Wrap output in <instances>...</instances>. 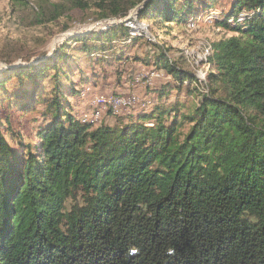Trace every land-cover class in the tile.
<instances>
[{
	"label": "trees",
	"instance_id": "16d2710c",
	"mask_svg": "<svg viewBox=\"0 0 264 264\" xmlns=\"http://www.w3.org/2000/svg\"><path fill=\"white\" fill-rule=\"evenodd\" d=\"M138 1L137 19L167 26L212 4ZM112 6L99 20L122 18ZM213 23L233 35L212 44L207 91L187 113L165 100L200 94L199 80L158 46L152 66L172 81L148 89L150 110L121 125L73 114L70 102L102 77L95 68L112 63V42L138 40L120 23L2 72L0 105L40 121L26 142L0 119V264H264V0H230Z\"/></svg>",
	"mask_w": 264,
	"mask_h": 264
},
{
	"label": "rangeland",
	"instance_id": "374dc122",
	"mask_svg": "<svg viewBox=\"0 0 264 264\" xmlns=\"http://www.w3.org/2000/svg\"><path fill=\"white\" fill-rule=\"evenodd\" d=\"M72 1L0 0V76L6 70L4 66L13 64L21 66L26 61L30 64L42 55L51 57L53 51L70 37L82 36L91 29L89 35L99 33L100 27L97 25L100 23L110 24L113 21H122L127 18L120 24L126 25L138 40L133 44L130 43L131 38L113 41L114 49L104 53L107 57L106 61H112V63L110 65L101 64L95 68L96 72L102 76L97 85L85 88L79 98L70 102L76 118L91 120L97 125L128 123L135 118L133 116H136L138 111L150 110L152 105L158 102V97L148 89H158L172 81L171 76H167L164 70H158L152 66L153 57L158 53V46L167 51V56L175 65L191 72L199 80L198 88L195 83H191L190 86L196 87L197 93L200 94L192 96L185 90L173 91L165 100L166 104L183 106L181 111L187 113L195 104L199 105L201 95L207 91L203 87L206 75L208 76L209 71L213 69L206 65L207 58L204 59L203 45L209 44V49L211 48L209 53L212 54L214 42L233 35L232 32L218 28L213 23L221 11L228 10L230 0H212L209 12L195 19L190 18L186 22H178L173 26H167L165 23H152L147 19H137V11L142 8V5H138V0H105V2L80 0L86 7L84 10L72 8ZM113 4L118 6L119 10H126L122 18L99 20L100 17L109 15ZM53 6H57L56 11L60 13V16L53 21L46 22ZM245 15L246 12L239 15L238 21L241 22ZM129 19L131 22H128ZM78 46L70 42L69 51L75 60L82 63L84 55L76 51ZM120 50L124 52L127 61L123 59L118 63L111 57H113L112 53L117 54ZM146 73H153V75ZM139 75L143 76L142 83L136 82ZM4 89L13 92L14 85L12 86L10 82ZM2 95L5 94L0 90V97ZM113 97L134 99L135 103L128 109L112 110L108 101ZM98 98L107 100V103L97 104ZM92 116L100 117L90 119ZM35 118L37 122L34 121ZM0 119L5 136L9 137L13 132L21 135L26 142H35L34 129L40 121L36 113L16 114L6 108L5 101L3 106L0 105ZM145 125L151 126L152 124L146 123ZM186 128L187 125H184L182 130L185 131Z\"/></svg>",
	"mask_w": 264,
	"mask_h": 264
},
{
	"label": "bare ground",
	"instance_id": "6f19581e",
	"mask_svg": "<svg viewBox=\"0 0 264 264\" xmlns=\"http://www.w3.org/2000/svg\"><path fill=\"white\" fill-rule=\"evenodd\" d=\"M131 22V21H129ZM129 27V25H127ZM209 44L207 46L203 45V48H204V53H205V56H204V59H206L208 56H210L211 54L209 53L210 52V49H209ZM189 58V57H188ZM206 65L208 67V62L206 61ZM143 72V71H142ZM138 77V76H137ZM145 80V79H144ZM137 83H142L143 82V76L139 75V77L137 78L136 80ZM147 83V82H146ZM112 99H116V101H119V102H115V103H112V102H109L110 104V109L112 110H116L118 108H122V109H128V108H131L133 107V104L135 103L134 99H125L123 97H113ZM97 104H106L107 103V100L103 99V98H98L97 99ZM104 104V105H105ZM109 110V109H108Z\"/></svg>",
	"mask_w": 264,
	"mask_h": 264
},
{
	"label": "water",
	"instance_id": "95a60500",
	"mask_svg": "<svg viewBox=\"0 0 264 264\" xmlns=\"http://www.w3.org/2000/svg\"><path fill=\"white\" fill-rule=\"evenodd\" d=\"M126 20H127V18L123 19L122 21L121 20L113 21L110 24L109 23H100L97 26H99L100 27L99 30L102 31V30L107 29L110 25H113V24H116V23H121V22H124ZM91 31H92V29L90 31H87L83 35H86V34L90 33ZM4 67H5V69H15V68L19 67V64H13V65H8V66H4Z\"/></svg>",
	"mask_w": 264,
	"mask_h": 264
},
{
	"label": "built area",
	"instance_id": "2783aa9c",
	"mask_svg": "<svg viewBox=\"0 0 264 264\" xmlns=\"http://www.w3.org/2000/svg\"><path fill=\"white\" fill-rule=\"evenodd\" d=\"M146 74H150V73H146ZM150 75H153V73H151ZM131 101H133V100H131ZM109 102L115 103V102H119V101H116V99H109ZM97 117H100V116H92L90 119H96ZM86 119H88V118H86Z\"/></svg>",
	"mask_w": 264,
	"mask_h": 264
},
{
	"label": "crops",
	"instance_id": "0c3cea01",
	"mask_svg": "<svg viewBox=\"0 0 264 264\" xmlns=\"http://www.w3.org/2000/svg\"><path fill=\"white\" fill-rule=\"evenodd\" d=\"M128 62H129V61H128ZM127 64H129V63H127ZM148 69H149V68H148ZM130 114H132V115H133L134 113H130ZM134 115H135V114H134ZM133 117H134V116H133Z\"/></svg>",
	"mask_w": 264,
	"mask_h": 264
}]
</instances>
